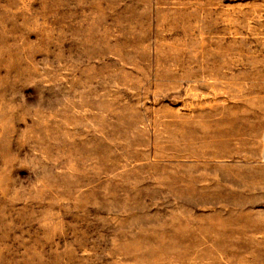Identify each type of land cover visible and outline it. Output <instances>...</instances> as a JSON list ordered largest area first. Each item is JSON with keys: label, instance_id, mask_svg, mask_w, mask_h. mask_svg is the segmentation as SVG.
Returning <instances> with one entry per match:
<instances>
[{"label": "rangeland", "instance_id": "rangeland-1", "mask_svg": "<svg viewBox=\"0 0 264 264\" xmlns=\"http://www.w3.org/2000/svg\"><path fill=\"white\" fill-rule=\"evenodd\" d=\"M264 0H0V264H264Z\"/></svg>", "mask_w": 264, "mask_h": 264}, {"label": "built area", "instance_id": "built-area-1", "mask_svg": "<svg viewBox=\"0 0 264 264\" xmlns=\"http://www.w3.org/2000/svg\"><path fill=\"white\" fill-rule=\"evenodd\" d=\"M260 162L264 163V136H263V147H262V151L260 154Z\"/></svg>", "mask_w": 264, "mask_h": 264}, {"label": "bare ground", "instance_id": "bare-ground-1", "mask_svg": "<svg viewBox=\"0 0 264 264\" xmlns=\"http://www.w3.org/2000/svg\"><path fill=\"white\" fill-rule=\"evenodd\" d=\"M261 154V153H260ZM259 160H260V157H259Z\"/></svg>", "mask_w": 264, "mask_h": 264}]
</instances>
